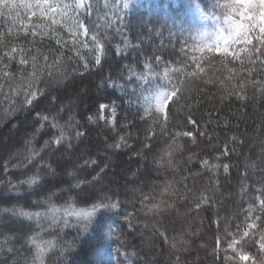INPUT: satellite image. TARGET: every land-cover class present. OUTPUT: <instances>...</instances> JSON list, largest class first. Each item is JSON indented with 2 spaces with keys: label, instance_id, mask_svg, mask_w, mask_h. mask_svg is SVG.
I'll return each instance as SVG.
<instances>
[{
  "label": "trees",
  "instance_id": "1",
  "mask_svg": "<svg viewBox=\"0 0 264 264\" xmlns=\"http://www.w3.org/2000/svg\"><path fill=\"white\" fill-rule=\"evenodd\" d=\"M92 4L89 12L81 10L80 14L81 20L97 31L104 44L101 65L95 66L92 53L81 48L85 60L69 63L63 85L51 89L57 92L54 100L58 99L64 106L57 122L66 127L70 123L83 125L80 131L86 135L69 138L78 149L70 148L72 155L54 152L47 156V163L38 165L40 181L31 188L22 185L19 193L5 190L7 180L26 179L37 168L27 164L10 168L5 175L0 167V210L17 207L42 213L38 219L29 220L0 212V264H33L36 248L30 242L32 237L42 244L51 242L45 248L42 264H232L224 260L226 252L232 254L227 249L231 238L228 233H236L237 226L243 231L249 206L255 210L254 215H261L259 199L264 198V137L259 127L264 121V92L253 83L264 84V68L257 61L249 76V66L245 64V71L236 80L229 79L227 69L239 70L248 52L255 59L252 46L259 44L255 33L250 34L252 45L245 47V41L254 30L264 34V0H133L126 13L106 7L105 0H92ZM113 4L119 6L120 0H108L109 6ZM233 10L240 17H235ZM241 12L244 14L240 15ZM28 15L20 7L0 17L4 44L0 55L7 51L8 45L31 47L33 53L36 45H43L42 52L46 49L55 52L59 47L58 36L70 43L62 24L52 25L43 39L37 36L33 41L25 29H30L38 18L29 20ZM217 33L220 34L217 48L205 49V44L216 40ZM89 46H92L90 39ZM234 52L238 53L237 59L233 58ZM68 55L65 50L64 56ZM84 62L88 63V69H84ZM8 63L16 78L6 81L0 77L3 85L0 166L6 160L10 164L22 163L26 143L33 136L34 147L42 149L40 156L49 152L43 145L49 139L44 134L48 127L36 132L39 125L34 126L35 114L30 112L31 106L24 104L29 85L27 75L21 79L23 69L17 60ZM42 63H38V69ZM129 68L145 73L147 80L142 82L133 77L134 83L129 82ZM165 69L169 70L168 80L164 79ZM209 77L212 79L207 82ZM168 81L179 90L169 103L167 127L161 133L163 117L144 114V97L158 86H166ZM233 83L237 88L243 85L246 99H237L240 93L233 90ZM35 85L38 99H43L42 94L50 90L44 76ZM113 102L115 123L111 113ZM100 104L110 107L100 110ZM69 108L75 118L71 122ZM36 111L55 115L56 107L45 100ZM190 115L198 127L188 123ZM150 128L162 137L159 143L187 130L197 134L203 131L205 135L199 136L195 144L191 143V137H181L179 142L185 145L181 155L185 161L188 155L193 159L179 170H165L153 164L152 156L142 147L146 130ZM67 130L72 131L71 127ZM233 135L242 137L244 144H233L230 140ZM121 136L125 137L121 147H110L120 143ZM225 145L234 149L227 157L221 155ZM202 159H208L210 165L219 163L221 167L204 168ZM85 160L95 163L86 164ZM57 161H62L63 167ZM223 164L229 165L227 172ZM165 179L181 192L186 185L188 191L184 196L164 197L177 201L170 213L146 214L141 210L144 207L141 199L150 196L146 204L158 203L160 195L153 189ZM202 195L207 199L197 208ZM105 196L112 202L119 201L121 207L100 210L87 227L77 217L64 215L69 207L87 209ZM52 206L60 210L55 221L50 213ZM261 219L264 220V215ZM159 231H165L169 241L173 236H183L188 243L178 244L182 250L177 252ZM217 238L218 253L214 252ZM246 240V250L258 255L251 233Z\"/></svg>",
  "mask_w": 264,
  "mask_h": 264
},
{
  "label": "snow or ice",
  "instance_id": "2",
  "mask_svg": "<svg viewBox=\"0 0 264 264\" xmlns=\"http://www.w3.org/2000/svg\"><path fill=\"white\" fill-rule=\"evenodd\" d=\"M133 0H120L119 6L115 4L109 6L108 0H105V6L111 7L115 9L117 12L121 9L126 13L127 10L131 7ZM23 7L28 10V19L31 20L32 17H37V22L31 25V28L25 29V33L27 36L32 37L33 41L37 36H40L41 39L48 34L49 29L54 24H62L64 29L68 32L70 39L69 41L64 40L62 37L56 39V44L59 45L55 52L46 49L45 51H41V47L43 45H36V50L33 53L31 47H17L8 45L7 51L3 52V55H0V65L3 66V70L0 71V77L4 80H12L16 78V73L9 70L10 61L17 60L23 71L20 73L21 79L27 75L29 80L28 90L24 93V104L31 106L29 109L30 112H34V126L39 125V128H36V132H39L40 129L48 127V131L44 133L49 137V139H45L43 142L44 148L49 149V152L44 156H40V152L42 149H37L33 145V140L35 136L31 140H28L26 143V148L23 153L24 159L20 164H10L8 160L4 161L2 167L5 175L11 169H17L26 166L27 164H33L34 168H37V171L32 175H28L26 179H20L18 182H14L11 179L7 180L6 191L11 192L13 194L19 193L22 185H27L29 188L36 185L40 179L42 178L39 172L38 165L42 163H47V156L51 155L54 152H59L61 156L64 154L72 155L73 152H70L69 149L72 148L73 151L78 150L75 146L71 145L70 137L79 139L85 137V133L80 131V128L83 125H79L78 123H70L67 127H71L72 131L69 132L65 125H61L57 122V116L64 110V106L62 102L58 99L54 100V96L57 95L56 91L51 90L52 86H56L57 89L63 85L64 80L67 78L68 72L66 70V66L71 63L73 60L75 61H84L85 58L81 54L80 49H88L89 52L92 53V60L94 61V65L99 67L102 62V57L104 56V44L101 39L98 38L97 31L95 29H90L87 24L81 20L80 13L81 10H84L85 13L89 12L93 7L92 0H21V4H17L15 0H0V17L6 15H10L14 10ZM232 14L235 17H240L236 15V10H233ZM244 13L241 12L240 15ZM17 16L19 13L17 12ZM16 17H13V21L15 22ZM251 33H255V38L259 40L258 45H253L252 48L256 51L255 59L252 58V53L248 52L246 61H242L241 67L239 70L236 68H228L227 71L229 73V79L236 80L239 78V74L245 71L244 65L247 64L248 67V75L252 74V66L256 65V62L259 61V66L264 68V34H262L258 29L250 32L248 34L247 40L245 41V47L247 45H252V37ZM88 38V39H86ZM89 39L92 43V46H89ZM241 39H244L243 37ZM248 41H251L249 44ZM220 43V34L217 33L216 40L212 42V44H205V49L217 48ZM0 47H4L3 44V36L0 34ZM69 53L68 56H64V51ZM119 54V53H117ZM238 53H233V58L237 59ZM227 56H225L226 58ZM51 58V59H50ZM157 59H160L157 57ZM7 61V62H6ZM43 62L38 69V63ZM226 64V63H225ZM227 65V64H226ZM30 66V70H29ZM84 69H88L89 65L87 62L83 63ZM145 67L151 71L149 65H145ZM168 69H165L164 79L168 80ZM129 82H133V77L142 82L147 80V76L145 73H137L133 69L129 68ZM46 73V74H45ZM236 75L233 76L232 74ZM44 76V83L46 87H49L50 90L46 93H43V99H38L39 90L36 88L35 82ZM157 79H159V75L157 74ZM211 77L208 78L207 82L211 81ZM254 84L259 85L260 91L264 92V84H261L259 81H253ZM232 88L234 91L240 93L237 96V99L244 100L246 96L244 93L243 85L239 88L236 87L235 83H233ZM3 85L0 84V91H2ZM178 86L176 84L168 81L167 85L158 86L155 91L144 97V114H159L163 117L160 124V132L163 133L167 127L168 121V106L173 97L177 96ZM47 101L48 104L56 107L55 115H45L40 111H36L41 103ZM33 101H36L33 104ZM109 104H100L99 109L104 110L109 108ZM111 113L113 117V123H115V114L116 107L114 106V102L111 105ZM51 116V119H50ZM91 117H89V120ZM75 118L71 114V109L69 108V121H74ZM188 123L193 126L198 127V122L191 117H188ZM261 129V136L264 137V121L259 125ZM52 129L55 132L51 131ZM205 132L200 131L199 134L194 132L193 130H187L182 132H177L174 135H171L169 139L164 140L163 143H159L162 139L161 136H157L156 132L153 129H147L144 140L142 141V147L147 149V155L152 156V162L158 168H162L165 170L175 169L179 170L182 164H186L191 162L193 159L192 155L187 156V161L184 160L183 153L185 145L180 143L181 137H191V143L195 144L198 140L199 136H204ZM155 137V139H152ZM125 140L124 136L120 137V143H116L110 145L113 148H120L121 143ZM230 140L233 144H244V139L237 138L236 135L230 137ZM155 145V147H154ZM159 149V151H157ZM230 151H234V149L230 150L225 145L223 147L221 155L225 157L228 156ZM39 157V159H37ZM35 161V163H33ZM84 163H95L94 160H85ZM57 164L63 167L62 161H57ZM201 165L204 168L213 167L220 168L221 164L213 163L209 164L208 159H202ZM255 167V165H252ZM264 166V165H262ZM223 170L227 172L229 170L228 164L222 165ZM183 175V173H180ZM93 179H96L94 176ZM154 192H158L160 195V200L158 203L146 204L150 196H144L140 203L144 205L141 209L146 214H152L154 216H163L166 213H170L177 203L176 200H165L164 197L167 195L168 197L175 196H184L188 191L187 186L185 185L184 191L181 192L177 189L173 182L165 179L163 184L158 186H154ZM207 199L206 196H201L200 200L197 202L196 207L199 208L200 204L203 203ZM121 207L119 201L112 202L110 197H103L100 199L98 203H93L90 208L87 209H74L69 207L64 211L65 216H75L78 220H82L86 222L85 227L88 226L91 218L100 210L111 208V209H119ZM259 210L261 215H264V198L259 199ZM59 209L52 206L50 207V213L52 214L54 221L57 218V214L59 213ZM254 209L252 206H249L248 211L245 214V221L243 225V231H239V227L237 226L236 233H228L231 237L227 241V249L231 250V255L225 254L224 260L231 261L232 264H264V220L261 219V215H254ZM0 212H10L13 216L24 217L26 219H38L42 213L40 212H29L25 211L22 208H4L0 210ZM67 223V221H65ZM217 225L219 221L216 222ZM252 235V242L257 247L258 255H253L251 251L246 250L245 244L247 243L246 238ZM163 239L169 242L170 247L175 249L177 252L182 249L178 248V244L187 245L188 241L183 238V236H173L171 241H169L168 235L165 231H159L158 233ZM36 248V258L33 261V264H36V261H40L42 264V256L45 251L46 246L50 247L51 242H44L43 244L37 241L36 237H32L30 241ZM220 241L217 238V245L214 249V252L218 253ZM183 250H187L184 248ZM177 261L179 260V256L176 257Z\"/></svg>",
  "mask_w": 264,
  "mask_h": 264
},
{
  "label": "rangeland",
  "instance_id": "3",
  "mask_svg": "<svg viewBox=\"0 0 264 264\" xmlns=\"http://www.w3.org/2000/svg\"><path fill=\"white\" fill-rule=\"evenodd\" d=\"M15 2L17 3V4H21V0H15ZM21 8H23V7H21ZM23 9H25V8H23ZM27 10V9H26ZM28 11V10H27ZM80 19H81V14H80V17H79ZM22 24H28V23H23L22 22ZM83 93V92H82Z\"/></svg>",
  "mask_w": 264,
  "mask_h": 264
}]
</instances>
